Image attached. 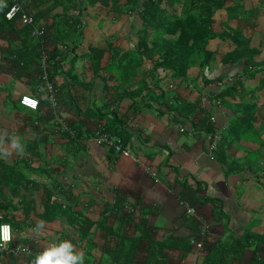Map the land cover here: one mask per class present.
I'll return each instance as SVG.
<instances>
[{
	"label": "crops",
	"instance_id": "1",
	"mask_svg": "<svg viewBox=\"0 0 264 264\" xmlns=\"http://www.w3.org/2000/svg\"><path fill=\"white\" fill-rule=\"evenodd\" d=\"M236 1L241 2L247 10L260 9L256 25L251 31L250 46L261 50L260 58L264 59V4L262 0ZM71 2L68 0L67 5L55 3L56 6L46 13L45 19L38 21L46 27L62 14H81L83 35L71 33L74 34L72 41L76 44L74 52L81 55L74 63L73 72L78 81L86 84L92 80L94 82L90 92L83 83L75 88V93L80 98L79 106L84 108V112L87 105L93 103L99 108L106 102L103 100L105 89L98 76L92 73L88 46L92 44L108 49L112 43L119 49L132 48L137 41L135 31L140 28V20L138 14L115 11L108 8V5L104 6L100 0H81L80 7H75ZM52 3L53 0L39 8L44 12ZM233 3L234 0H226L225 6ZM177 11L180 8L177 7ZM215 17L214 30L220 31L223 29V21L227 23L226 13L218 10ZM226 44L221 39L210 40L207 48L214 52L210 65L201 69L195 64L188 70V78L193 82L194 90L188 89L186 81L177 90L182 97L210 109L213 120L221 130L237 116L236 105H239L242 98L240 95L227 96L222 101L219 98H207L206 90L215 94L220 90V85L212 81L208 85L204 84L203 76L216 77L222 73L220 60L228 50ZM1 45L3 41H0ZM72 54L68 52V56L63 58L61 71L69 67ZM109 56L106 52L102 66L108 63ZM151 64L149 58L145 59L137 69L135 79L126 84L123 90L106 91L105 97L108 98L116 94L123 95L119 103L105 107L106 110H117L120 113L127 110L132 102L127 93H132L133 82L137 79L142 76L150 79L146 71ZM237 70H231V74ZM69 78L64 72L52 78L60 91V97L66 95L64 80ZM36 79L37 73L33 66L20 78H14L11 73L0 72V147L10 148L11 140L15 137H19L24 145L23 153H13L10 158L1 160L6 164L17 163L18 169H22L26 175L41 177L39 180L45 181L50 171L57 172L55 168L61 166L63 176L67 178L62 182L63 185L69 189L72 187L75 195L81 194L82 200L92 203L94 218L99 217L104 204L112 205L119 195L123 206L134 213L125 221L109 219V226L118 234L123 230L126 235L134 237L143 238L148 235L159 243L170 239V236H176L177 239L189 236L191 239L201 232L198 237L203 239V247H196L192 243V250L187 253L176 248L165 249L166 264H205L206 260L209 264H264V154L255 158L257 162H254L251 169L246 167L226 175L207 151L205 134L180 133L177 126L152 103L143 105L140 113L128 125L129 141L124 145L129 151L128 155L115 154L110 149L99 146L93 141L94 131L90 126L87 132L82 133L84 153L73 161V157L69 158L67 152L66 138L55 133L60 127L58 122L61 121L55 111L43 102L45 94H42L39 84H34ZM263 79L264 68L244 82L245 98H254L259 105H264V88L253 91ZM117 81L109 84L117 88ZM162 82L169 85L165 79ZM24 93H30L41 101L37 111L19 103V98ZM61 107V113L66 119L78 118L82 114L79 112L78 117L72 118L69 117V111L73 109L69 105ZM261 112L259 119L254 122V130L258 135L249 136L232 145L230 155L233 159L244 160L261 149L259 138L264 141V111ZM62 156L71 160V166L62 167ZM32 188L27 194L28 199L31 198ZM76 205L77 208L81 207L80 202ZM34 207L35 212L42 210L38 202L34 203ZM187 207L195 208L194 215L186 212ZM20 211L15 213L19 222L24 219ZM35 214L30 219L42 221ZM51 225L56 230L60 227L58 221ZM65 230L74 233V229L68 225ZM47 232L51 234L50 231ZM99 232L94 234L95 238L100 239ZM29 233L31 234L30 230L25 231L24 235ZM108 239L110 245H113L115 238L110 234ZM41 243L43 246L48 244L46 241ZM142 244L144 249L147 248V241L144 240Z\"/></svg>",
	"mask_w": 264,
	"mask_h": 264
},
{
	"label": "trees",
	"instance_id": "2",
	"mask_svg": "<svg viewBox=\"0 0 264 264\" xmlns=\"http://www.w3.org/2000/svg\"><path fill=\"white\" fill-rule=\"evenodd\" d=\"M49 1L51 0H3L5 6L0 8V41H3V45L0 46V72L11 73L14 78H20L32 66L35 68L37 79L34 84H39L42 94H45L43 102L62 120L58 122L60 125L58 131L54 132L66 138L67 152L69 158L73 157V161L79 154L84 153L82 133L87 132L90 126L92 132L94 131L93 141L95 132L101 131L118 136L121 146L125 148L124 145L126 146L129 141V123L140 113L143 105L148 106L152 103L162 115H166L177 126L180 133L205 134L207 151L220 164L226 175L246 167L251 169L254 162H257L256 159L264 154V141L259 138L261 149L254 152L253 156L235 160L230 155L231 146L241 141L242 136L248 134V130L251 136L258 135L254 130V122L259 119L261 111H264V105H259L254 98H245L244 89L245 80L254 77L259 69L264 68V59L260 58L262 51L250 46L251 31L256 25L259 8L247 10L236 0L229 6H225L226 0H123L122 3L121 0H100L104 6L108 5V8L115 11L138 14L140 28L135 31L137 41L132 48L123 50L112 43L108 49L98 48L92 44L88 46L92 73L98 76L105 89L103 100L106 102L105 106L99 108L93 103L87 105V109L82 112L84 108L79 106L80 98L75 93V88L83 83L82 85L90 92L93 90L94 82L92 80L86 84L78 81L73 71L74 63L81 55L74 52L76 50L74 41L67 42L71 33L83 35L81 14H62L58 20L45 24V33L41 37L32 33V25L23 23L25 13L31 14L35 20L45 19L46 13L56 6L55 3L68 4V0H53L49 9L43 12L39 6ZM69 1H72L75 7H80L81 0ZM261 2L264 4V0ZM15 3H20L23 9L8 18L7 13ZM177 7L180 8L179 12ZM218 10L226 13L227 23L223 21V29L215 31V16ZM214 38L226 42L228 50L220 60L222 73L216 77L203 76L204 84L208 85L212 81L220 85V90L215 94L207 89V98H219L221 101L227 96L240 95L242 98L238 102L239 105H236L237 116L224 130H221L213 120L210 109L182 97L177 91L185 81L188 89L194 90L193 82L188 78V70L195 64L201 69L210 65L214 52L207 48V44ZM49 44L52 45L48 46ZM68 52L73 53L70 56L69 67L61 71V62L68 56ZM106 52L110 56L107 57L108 63L102 66ZM42 54L46 55L45 66L41 65ZM147 58L152 62L146 71L150 79L142 76L133 82L132 93H127L132 98L127 110L124 113L106 110L105 107H110L111 104L119 103L123 99L121 94L111 98L105 97L106 91L123 90L126 84L135 79L137 69ZM235 68L238 70L231 74V70ZM62 72L70 78L64 80L66 95L60 97V91L52 78ZM164 79L169 82L168 86L162 82ZM46 80L51 82L55 90V105L45 87ZM114 80H118L117 88L109 84ZM262 88L264 79L253 92ZM61 105H69L70 109H73L69 111V117H78L79 112L82 114L78 118L66 119L61 113ZM38 107L34 111H37ZM215 134L219 139L214 141ZM98 145L110 149L115 154H121L111 145ZM17 165L6 164L0 159V215H2L0 223L4 221L11 226L12 241L9 246L23 244L32 249L30 253L15 256L0 253V264H31L36 254L45 247L41 243L43 241L49 244L70 240L78 251L84 253V264H166L165 249L176 248L184 253L192 250L193 244L189 236L183 237L184 239L170 236V239L157 243L148 235L141 238L126 235L123 230L119 234L116 233V230L109 226V219L125 221L134 212L123 206L118 195L112 205L104 204L99 217L94 218L92 203L82 200L81 194L75 195L72 187L69 189L63 185L62 182L67 178L63 176L61 166L55 168L57 172L50 171L47 176L45 175V181L39 180L41 177L26 175ZM68 165L71 166V160L64 158L62 167L67 168ZM30 187L33 188L31 198L28 199ZM35 198V202L42 207L40 212H35ZM79 202L81 207L77 208L76 204ZM19 207L23 211H20ZM19 211L24 215L21 222L15 217V213ZM32 214L37 215L45 224L42 230L44 234L41 236H36L32 231L38 223L37 219H30ZM57 221L60 227L56 230L51 224ZM66 225L72 227L74 233L67 232ZM29 230L31 234L24 235L25 231ZM47 231L54 235L48 234ZM97 231L101 232L100 239L94 237ZM110 234L115 238L113 245H110L108 239ZM198 236L199 232L196 237ZM144 240L148 242L145 249L142 244ZM199 240L204 242L200 237L197 238V241ZM205 264H209L207 260Z\"/></svg>",
	"mask_w": 264,
	"mask_h": 264
},
{
	"label": "clouds",
	"instance_id": "3",
	"mask_svg": "<svg viewBox=\"0 0 264 264\" xmlns=\"http://www.w3.org/2000/svg\"><path fill=\"white\" fill-rule=\"evenodd\" d=\"M5 5L3 0H0V8ZM12 13L8 14V18H11ZM32 109H35L38 105L36 100L26 99ZM24 145L20 142L19 137H15L11 140V147L5 149L0 147V159H8L13 153H23ZM45 224L43 221L37 223L36 227L32 230L36 236L43 235V229ZM12 240L11 228L9 225H0V248L4 247L8 242ZM84 253L78 251L70 240H60L58 243L51 242L43 248L42 251L36 254L35 258L31 261V264H84Z\"/></svg>",
	"mask_w": 264,
	"mask_h": 264
},
{
	"label": "built area",
	"instance_id": "4",
	"mask_svg": "<svg viewBox=\"0 0 264 264\" xmlns=\"http://www.w3.org/2000/svg\"><path fill=\"white\" fill-rule=\"evenodd\" d=\"M23 9V6L20 4V3H15L14 5H12L10 11L7 13V17H8V14L9 13H12L15 14L17 11L19 10H22ZM11 15V16H12ZM23 23H26V24H30L33 26V31L32 33L36 36H43L44 33H45V26L38 20H35L34 17L31 15V14H27L25 13L23 15ZM41 65L42 66H45V61H46V55L45 54H42V57H41ZM45 87L47 89V92L49 93V97L50 99L52 100V103L53 105H55V98H54V88L51 84V82H49L48 80H46L45 82ZM26 99H31V100H36L38 102V105H39V100L36 96L30 94V93H24L20 96L19 98V102L22 106L28 108V109H31V110H36L37 107L35 109H32L29 105H27V103L25 102ZM59 121H62L61 119H58ZM96 135H94V139L95 141L98 143V144H106V145H111L114 147V149L116 151H119L121 152V154H124V155H128L129 154V151L125 148H123L120 144V138L116 135H109L107 133H104V132H101V131H96L95 132ZM216 139H219V136L218 135H214V141ZM186 212L190 215L194 214L195 213V210L193 207H187L186 208ZM2 218V215H0V219ZM0 225H9V223L7 222H4L2 221L0 223ZM11 228V226H10ZM11 234H12V229H11ZM201 234V232H200ZM12 241V240H11ZM10 241V242H11ZM8 242L4 247L0 248V253H2L3 255H19V254H27V253H30L31 252V249L30 247L28 246H25L23 244H13V245H10L9 246V243ZM191 243H193L196 247H201L202 246V241L199 240H194V239H191L190 240Z\"/></svg>",
	"mask_w": 264,
	"mask_h": 264
},
{
	"label": "rangeland",
	"instance_id": "5",
	"mask_svg": "<svg viewBox=\"0 0 264 264\" xmlns=\"http://www.w3.org/2000/svg\"><path fill=\"white\" fill-rule=\"evenodd\" d=\"M252 126H253V123L251 124V128H252ZM247 133H248V134L242 136V139H243V140L246 139L245 137H249V136H251V132H250L249 130L247 131ZM38 154H39V153H38ZM39 155H40V154H39ZM40 156H41V155H40ZM16 170H17V169H16ZM199 234H200V233H199ZM197 238H198V237H194V238H191V239L197 240ZM191 239H190V240H191Z\"/></svg>",
	"mask_w": 264,
	"mask_h": 264
},
{
	"label": "water",
	"instance_id": "6",
	"mask_svg": "<svg viewBox=\"0 0 264 264\" xmlns=\"http://www.w3.org/2000/svg\"><path fill=\"white\" fill-rule=\"evenodd\" d=\"M74 38V34H71L68 38H67V42H70L72 41Z\"/></svg>",
	"mask_w": 264,
	"mask_h": 264
},
{
	"label": "snow or ice",
	"instance_id": "7",
	"mask_svg": "<svg viewBox=\"0 0 264 264\" xmlns=\"http://www.w3.org/2000/svg\"><path fill=\"white\" fill-rule=\"evenodd\" d=\"M26 102H28V101L26 100Z\"/></svg>",
	"mask_w": 264,
	"mask_h": 264
}]
</instances>
